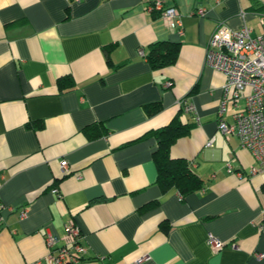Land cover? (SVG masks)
Instances as JSON below:
<instances>
[{
	"label": "crops",
	"instance_id": "1",
	"mask_svg": "<svg viewBox=\"0 0 264 264\" xmlns=\"http://www.w3.org/2000/svg\"><path fill=\"white\" fill-rule=\"evenodd\" d=\"M162 1L182 32L153 0H0V264H52L45 234L62 239L70 219L86 250L78 264H264V171L218 129L225 76L204 63L219 24L264 34V0ZM158 40L179 51L153 70ZM61 77L74 86L59 92ZM185 97L197 119L178 105ZM243 105V94L228 102L224 119ZM175 116L190 128L170 155L202 181L182 198L157 184L156 140L142 137ZM92 125L105 133L89 138Z\"/></svg>",
	"mask_w": 264,
	"mask_h": 264
},
{
	"label": "built area",
	"instance_id": "2",
	"mask_svg": "<svg viewBox=\"0 0 264 264\" xmlns=\"http://www.w3.org/2000/svg\"><path fill=\"white\" fill-rule=\"evenodd\" d=\"M148 9L157 12L169 27L182 32L181 17L176 7H166L162 0H153ZM198 13L202 14L203 9L200 8ZM204 63L225 76L217 109L218 129L225 135H235L240 147L250 152L256 163L251 168L252 173L264 171V34L253 36L246 25L232 29L219 24L205 48ZM242 94L243 108L232 114L231 122L226 121L223 115L228 102H237ZM178 105L197 119L195 107L186 97L180 99ZM213 140V137L209 138L206 145L211 146ZM59 165L62 170H67L65 160H61ZM51 191L59 195L56 188ZM24 214L22 211L21 215ZM64 229L62 239L49 232L45 234L49 250L44 260L52 264H78L86 252L80 241V229L72 219L64 224ZM207 243L215 249L224 245L210 234ZM144 259L139 258L134 264H140Z\"/></svg>",
	"mask_w": 264,
	"mask_h": 264
},
{
	"label": "trees",
	"instance_id": "3",
	"mask_svg": "<svg viewBox=\"0 0 264 264\" xmlns=\"http://www.w3.org/2000/svg\"><path fill=\"white\" fill-rule=\"evenodd\" d=\"M113 45L105 48L108 54ZM179 44L158 40L150 44L146 53L147 61L153 70L161 69L173 64L178 56ZM107 57V62H108ZM64 80L68 82L71 88L74 86V80L71 77H61L57 80L59 92H63ZM159 109V104L149 103L145 105L147 113H153ZM189 124L184 123L178 116H175L169 123L157 129L148 131L142 137H154L156 148L152 153V158L157 169L156 182L161 190L174 187L179 195H185L193 192L202 186L200 178L190 169L189 162L185 158H174L170 155V147L180 137L189 133ZM84 131L89 138H96L105 133V129L97 126H87ZM153 204V203H152Z\"/></svg>",
	"mask_w": 264,
	"mask_h": 264
}]
</instances>
